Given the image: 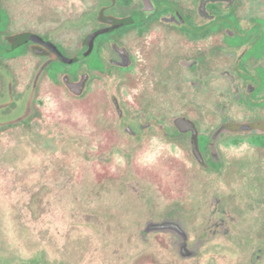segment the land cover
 <instances>
[{"label": "flooded vegetation", "instance_id": "af4514ba", "mask_svg": "<svg viewBox=\"0 0 264 264\" xmlns=\"http://www.w3.org/2000/svg\"><path fill=\"white\" fill-rule=\"evenodd\" d=\"M84 2L79 21L78 0H0V130L34 120L48 82L73 99L87 94L92 109L111 107L137 144L156 136L186 147V173L215 182L201 187L209 199L186 198L198 203L185 210L188 221L149 219L144 234L167 232L182 258L213 236L237 249L257 243L247 257L263 262L264 239L250 228L264 229V0ZM82 78L74 94L67 83ZM196 218L208 235L191 240Z\"/></svg>", "mask_w": 264, "mask_h": 264}, {"label": "rangeland", "instance_id": "374dc122", "mask_svg": "<svg viewBox=\"0 0 264 264\" xmlns=\"http://www.w3.org/2000/svg\"><path fill=\"white\" fill-rule=\"evenodd\" d=\"M86 4L78 0L79 21ZM16 70L23 88V61ZM49 84L34 120L0 130V264H264L247 257L257 243L237 249L213 236L199 254L182 258L167 232L144 234L149 219L189 220L185 210L212 197L200 190L214 180L186 173V147L156 136L139 145L111 107L92 109L87 94L73 99ZM253 227L263 240L262 225ZM188 230L191 240L208 235L200 218Z\"/></svg>", "mask_w": 264, "mask_h": 264}, {"label": "water", "instance_id": "95a60500", "mask_svg": "<svg viewBox=\"0 0 264 264\" xmlns=\"http://www.w3.org/2000/svg\"><path fill=\"white\" fill-rule=\"evenodd\" d=\"M84 82H85V81H84V79L82 78V79L79 80L78 82L67 83V87H68V89H69L71 92H73L74 94L79 95V94L82 92L83 88H84ZM179 121H182V119H181V118H178V119L176 120V122H179ZM193 150H194V154L197 156L198 153H199V151H198V148H197L196 145L193 147ZM195 150H196V151H195ZM197 152H198V153H197ZM161 226H166V224L163 223Z\"/></svg>", "mask_w": 264, "mask_h": 264}, {"label": "clouds", "instance_id": "9594fccd", "mask_svg": "<svg viewBox=\"0 0 264 264\" xmlns=\"http://www.w3.org/2000/svg\"><path fill=\"white\" fill-rule=\"evenodd\" d=\"M116 163L122 164L123 163V159L119 156L115 157Z\"/></svg>", "mask_w": 264, "mask_h": 264}]
</instances>
